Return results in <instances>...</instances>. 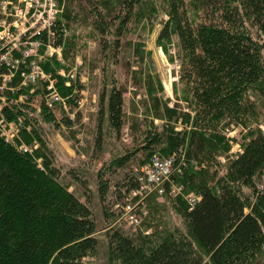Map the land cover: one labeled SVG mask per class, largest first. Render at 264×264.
Wrapping results in <instances>:
<instances>
[{
	"label": "trees",
	"instance_id": "obj_1",
	"mask_svg": "<svg viewBox=\"0 0 264 264\" xmlns=\"http://www.w3.org/2000/svg\"><path fill=\"white\" fill-rule=\"evenodd\" d=\"M148 4L144 0L121 1L120 10L126 11L111 44L115 50L121 49L120 38L130 13ZM92 5L87 1L86 7ZM164 5L168 19L160 37L164 35L163 41L172 35L177 38L180 88L194 110L189 122L192 129L179 132L171 123L149 121L145 131H140L141 137L132 135L131 147L122 145L105 165L93 168L96 195L102 202L101 229L108 263L253 264L264 249V190L255 187V180L264 173V133L258 130L252 134L223 175L200 169L209 161L198 155L192 142L200 137L195 126L202 116L218 120L224 110L241 108L242 100L248 102L249 92L264 101V0H209L199 21L190 19L184 0H164ZM96 18V27L101 29L102 13ZM146 82L150 94L154 86ZM60 86L61 94L69 88ZM122 94V88L112 84L99 96L91 159L101 150L104 121L118 142L124 123ZM152 108L159 118L165 113L169 119L179 114L173 107H165L164 113L156 101ZM3 112L9 119L10 111L4 108ZM42 114L46 121L53 119L46 109ZM184 118L187 121L188 114ZM21 125L20 131L25 133ZM36 136L44 145L42 135ZM154 154H175L182 168L178 165L169 177L181 170L183 196L189 192L197 196L192 205L180 199L175 204L183 215L185 231L171 228L166 221L148 220L132 230L114 207L136 186L133 168ZM36 156H41V165L0 135V264H98L91 260L98 247V229L84 175L92 165L90 158L58 163L45 152ZM242 186L250 188L251 196L242 193ZM163 193L148 195L146 208L151 210L154 198ZM111 194L115 195L112 199L108 198Z\"/></svg>",
	"mask_w": 264,
	"mask_h": 264
},
{
	"label": "rangeland",
	"instance_id": "obj_2",
	"mask_svg": "<svg viewBox=\"0 0 264 264\" xmlns=\"http://www.w3.org/2000/svg\"><path fill=\"white\" fill-rule=\"evenodd\" d=\"M87 1L96 6L86 7ZM121 1L0 0V7L6 5V8L12 11L9 20L16 22L18 26L13 28V33L6 42L10 41L15 55H20L26 48L28 50L26 57L20 59L22 63L17 69L29 72L35 65L39 66V77L28 83L27 87L17 89L12 98L16 99L21 92H24L25 96L5 107L10 111L9 120L20 119L23 123L25 133H21L22 125H19L14 136V144L26 147V152L34 156L38 165H41V156L37 157L36 153L43 152L51 158L53 156L58 163L83 162L90 158L89 151L95 149L93 142L99 96L112 84L123 90L124 123L117 139L120 144L113 138L107 121H104L101 150L98 156L90 158L92 165L89 171L84 173L91 189L92 208L98 229V247L91 260L98 264L109 263L105 236L101 229L102 202L96 195L94 179L96 173L93 168L97 170L100 165H105L111 157L117 155L120 148V151L122 150V145L131 147L132 135L141 137L140 131H145L149 121L153 124L171 123L174 129L180 132L192 129L189 122L194 116V110L184 99L180 88L183 82L180 76V60L177 56V38L172 35L169 41H163L164 35L160 37L164 22L168 19L164 0H144L150 3L148 5H151V8L144 6L139 12L138 8L130 13V20L125 23L120 38L121 49L115 50L111 44L116 40L115 33L121 28L122 17L126 11L120 10ZM184 3L190 19L199 21L209 0H184ZM99 12L104 18L101 22L102 33L101 29L96 27L98 23L96 16ZM37 30L40 31L39 34L34 32ZM60 35L62 41L58 42ZM25 38L38 40V44L35 46V42L32 41L23 43ZM71 72L74 73L73 77L68 75ZM20 79L21 76L14 75L12 83L16 84ZM146 79L154 86L150 94ZM60 85L69 87L64 90V94L59 91ZM50 90L57 91L65 103L57 101L48 106L46 95ZM249 93L247 94L249 101L242 100L241 108L224 110V114L218 120L205 115L196 121V133L200 137L195 138V141L196 139L198 141H193L192 145L193 143L194 146L197 145L198 155L209 161L208 165L204 163L200 165L204 172L209 173L212 169L217 172L216 175H223L229 162L242 150L243 144L252 134L258 130L264 133V101L256 99V96ZM155 101L161 111L164 112L165 107H173L179 114L172 116L171 119L167 118L165 112L163 117H156L151 111ZM43 109H46L53 119L44 120ZM187 114V121H184ZM64 120H68L67 123ZM131 124L135 127H131ZM37 134L42 135L44 145L38 140ZM24 136L30 140L26 142ZM185 147L182 146V152H185ZM138 167L133 168L134 172ZM179 169L175 170L174 176L165 181L166 184L163 183V191L164 184L166 190L161 196L154 198L152 209L148 210L145 205L143 220L139 225H129L122 218L123 223L135 230L146 220L149 223L166 221L171 228L185 231L183 215L178 212L175 204L180 199L181 202L186 201L187 205H192L195 201L193 199L197 200V196L191 192L183 196L180 183L184 184V179L180 176ZM199 173L203 175L202 172ZM255 187L264 190V173L255 180ZM241 190L242 193L251 196L250 188L242 186ZM113 197L115 195L111 194L108 198ZM253 264H264V249Z\"/></svg>",
	"mask_w": 264,
	"mask_h": 264
},
{
	"label": "built area",
	"instance_id": "obj_3",
	"mask_svg": "<svg viewBox=\"0 0 264 264\" xmlns=\"http://www.w3.org/2000/svg\"><path fill=\"white\" fill-rule=\"evenodd\" d=\"M6 7V5L0 7V14H2L0 15V135L4 140L12 142L22 121L20 119L16 121L7 119L3 109L25 96V93L21 92L16 99L12 98L17 89L27 87L28 83L34 82L39 77V66L35 65L29 72L25 69H17L18 65L22 63L20 59L26 57L28 50L26 48L22 50L20 55H15L10 41L6 42V39L12 35L13 28H18L16 22L9 20L12 11ZM26 29L27 27L23 34ZM34 32L40 33L39 30ZM27 41L35 42V46L38 44V40L23 39V43ZM22 53L23 55H21ZM14 75L21 76L20 81L16 84L12 83ZM68 75L73 77L74 73L71 72ZM57 101L64 102V98L57 91L50 90L46 95V104L52 106ZM17 148L24 152L27 150L21 145ZM180 163L182 164V161L177 162L175 154L167 156L154 154L148 162L139 166L135 173L136 186L130 189L122 202H116L114 205V207L119 208L121 217L131 225H138L142 214L145 213V199L152 193L163 192V182L169 179L170 174L178 165H181Z\"/></svg>",
	"mask_w": 264,
	"mask_h": 264
}]
</instances>
